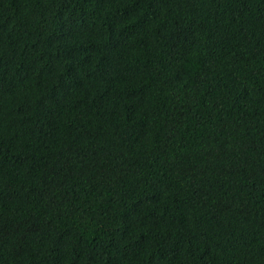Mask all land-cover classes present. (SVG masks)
Returning <instances> with one entry per match:
<instances>
[{
    "label": "trees",
    "instance_id": "trees-1",
    "mask_svg": "<svg viewBox=\"0 0 264 264\" xmlns=\"http://www.w3.org/2000/svg\"><path fill=\"white\" fill-rule=\"evenodd\" d=\"M0 264H264V0H0Z\"/></svg>",
    "mask_w": 264,
    "mask_h": 264
}]
</instances>
